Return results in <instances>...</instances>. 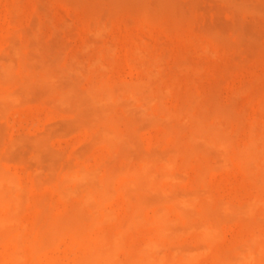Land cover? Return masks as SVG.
Returning a JSON list of instances; mask_svg holds the SVG:
<instances>
[{
	"label": "rangeland",
	"instance_id": "374dc122",
	"mask_svg": "<svg viewBox=\"0 0 264 264\" xmlns=\"http://www.w3.org/2000/svg\"><path fill=\"white\" fill-rule=\"evenodd\" d=\"M0 67V173L17 200L0 264H75L120 229L116 257L131 264L164 206L159 252L180 264L264 247V172L239 156L264 144V0H0ZM200 127L222 144L194 138ZM144 163L165 192L132 183ZM263 249L245 263L264 264Z\"/></svg>",
	"mask_w": 264,
	"mask_h": 264
},
{
	"label": "bare ground",
	"instance_id": "6f19581e",
	"mask_svg": "<svg viewBox=\"0 0 264 264\" xmlns=\"http://www.w3.org/2000/svg\"><path fill=\"white\" fill-rule=\"evenodd\" d=\"M145 49V48H144ZM143 49V50H144ZM142 50V49H141ZM141 50H139V52H141ZM142 50V51H143ZM135 52V54H136V52L137 51H134ZM139 52H137V53H139ZM133 53V52H132ZM113 56V55H112ZM141 57V56H140ZM145 57V56H144ZM143 56L141 57V59L143 58V59H145ZM113 57H111L110 59L111 60H113L112 59ZM130 59V58H129ZM134 59V58H133ZM132 59V60H133ZM140 59V58H139ZM142 59V60H143ZM131 60V59H130ZM136 60V59H135ZM138 60V59H137ZM136 60V61H137ZM134 61V60H133ZM145 61V60H144ZM97 62H95V64H96ZM99 63V62H98ZM129 63V62H128ZM138 63V62H137ZM137 63H136V65H137ZM145 63V62H144ZM100 64V63H99ZM143 64V63H142ZM2 65V64H1ZM141 65V64H140ZM151 65V64H150ZM154 65V64H153ZM133 66H135V65H133ZM147 66V65H146ZM152 66V65H151ZM2 67L4 68V66L2 65ZM1 68V67H0ZM143 68H144V66H143ZM156 68V67H155ZM143 71H145V70H143ZM10 72V71H9ZM145 73H147V72H145ZM7 74H8V72H7ZM6 75V74H5ZM9 76V75H8ZM7 76V77H8ZM48 76V75H47ZM52 77V76H51ZM1 78H2V76H1ZM9 78V77H8ZM49 78V77H48ZM3 79V78H2ZM51 79V78H50ZM2 81V80H1ZM13 81V80H12ZM142 81V80H141ZM8 82H9V80H8ZM3 83V82H2ZM132 83V82H131ZM102 84V83H101ZM132 84H134V83H132ZM145 84V83H144ZM114 86L116 85V84H113ZM135 85V84H134ZM104 86H106V85H104ZM113 86V87H114ZM117 86H119V84H117L116 85V88H117ZM126 86V85H125ZM124 86V87H125ZM145 86V85H144ZM94 87V86H93ZM111 87V86H110ZM134 87H136L137 88V86H133V87H131V85L130 86H126V88H124L125 90H126V93L127 92H129V93H131V94H134L135 92H136V90H140V91H144V90H141V88H140V86H138V89H136V88H134ZM97 88H99V87H97ZM115 88V87H114ZM120 88V87H119ZM140 88V89H139ZM94 89V88H93ZM102 89V88H101ZM82 91H84V89L82 90ZM82 91H81V94H82ZM95 91V90H94ZM97 91H98V89H97ZM147 91V90H146ZM14 92V91H13ZM18 92V91H17ZM100 92V91H99ZM123 92H125V91H123ZM8 93H10V92H8ZM120 93V92H119ZM119 93H118V96H119ZM146 93V92H145ZM11 94H12V91H11ZM85 94H86V92H85ZM6 95V94H5ZM19 95V94H18ZM83 95V94H82ZM89 95H91V94H89ZM139 94H138V92H136V96H138ZM8 96V95H7ZM101 98H104V99H107V98H111L112 96H113V91L110 89V88H104V90H102V92H101ZM135 96V95H134ZM3 97V96H2ZM91 97V96H90ZM114 97V96H113ZM112 97V98H113ZM130 98V97H129ZM3 99V98H2ZM120 99V98H119ZM124 99V98H123ZM126 100V99H125ZM130 100V99H129ZM102 101V100H101ZM106 102H107V100H106ZM91 103V102H90ZM93 104V103H92ZM95 104V103H94ZM111 104V103H110ZM101 107V106H100ZM110 107V106H109ZM140 107V106H139ZM104 108V107H103ZM148 109V108H147ZM165 110V109H164ZM202 120V119H201ZM204 121V120H203ZM218 124V123H217ZM202 127H204V126H202ZM215 127V126H214ZM201 128V127H200ZM111 129V128H110ZM213 129V128H212ZM113 130L114 129H112V132H113ZM214 130V129H213ZM198 131V132H197ZM197 131H196V133H195V136H197V137H194V138H202V139H205V141L206 142H208V143H210V144H222V142H223V140L222 139H220V137L218 138L217 137V135H216V137H215V135H213V132H212V130L209 128H201V130L199 131V129H197ZM252 131V130H251ZM114 133H115V131H114ZM113 133V134H114ZM220 133V132H219ZM255 133V132H254ZM111 135V134H109V133H107L106 135H105V137H106V139H108V140H114V139H117V135H121V133L120 134H116L115 133V135ZM104 135V134H103ZM255 135V134H254ZM220 136V135H219ZM261 138H262V136H261ZM260 138V139H261ZM250 139V138H249ZM260 139H258V138H254V137H252V139L248 142V143H246V145L243 147V148H241V152L239 153L240 155V157L244 160V162L246 161L247 163H246V165H248L249 166V168L251 169V168H253L254 170H257V168L258 169H260L261 171H262V173L264 172V153H263V150H264V146H262V145H264V144H262V142H260L261 140ZM259 140V141H258ZM205 142V143H206ZM228 142V141H227ZM262 144H260V143ZM208 143H207V145H208ZM112 145H115V144H112ZM118 145H119V143H118ZM111 146V145H110ZM228 147V146H227ZM228 151V150H227ZM143 160V159H142ZM145 161V160H144ZM170 164V163H169ZM247 166V167H248ZM80 169H81V167H80ZM84 169V168H83ZM95 169V168H94ZM152 169V168H151ZM150 169V167H149V164L148 163H144L143 165H141L140 167H138L137 169H136V175H137V178H136V180L134 179V181L132 182V181H130V182H132L133 184L134 183H136V184H138V186L140 185V186H144V187H148V188H159L160 186H161V183L159 182V178L158 177H156L155 175L156 174H154L155 172L153 171V170H151ZM76 170V169H75ZM82 170V169H81ZM70 171V170H69ZM93 170H91V172H92ZM97 171V170H96ZM133 172V171H132ZM154 172V173H153ZM249 172V171H248ZM247 172V173H248ZM90 173V172H89ZM94 173V172H93ZM97 173H98V171H97ZM158 173V172H157ZM254 173V172H253ZM73 174H74V171H73ZM72 174V175H73ZM92 174V173H91ZM96 174V173H95ZM94 174V175H95ZM67 175V174H66ZM134 175V174H133ZM68 176V175H67ZM89 176V174L88 173H82V172H78V169H77V172L73 175V179H79V178H82V177H88ZM96 176V175H95ZM256 176V175H255ZM260 176V175H259ZM12 177V176H11ZM63 177H65V176H63ZM128 177H129V175H128ZM69 178V177H68ZM68 178H64L66 181L68 180ZM260 178V177H259ZM258 178V179H259ZM14 179V178H13ZM64 179H63V181H64ZM72 179V180H73ZM91 179V178H90ZM126 180V179H125ZM62 181V180H61ZM126 181H128V180H126ZM69 182H70V180H69ZM72 182H76L75 180L74 181H72ZM130 182L128 183V184H126V185H129L130 184ZM12 183H13V181H12V179H10L9 177H7V175H3L2 173H0V204H1V206H5V207H7L8 208V212L7 213H4V214H0V230H2V228L4 229L5 227H8L10 224H12L13 223V221H14V219H15V209H16V206H17V200H15V199H12L13 197H11L10 195H9V192H11L9 189H11V185H12ZM61 184V182H58V185L60 186V184ZM88 183H89V181H88ZM63 185L65 184L64 182L62 183ZM97 184V183H96ZM99 186V185H98ZM130 187H131V185H129ZM134 186V185H133ZM101 187H102V185H101ZM143 187V188H144ZM70 188V187H69ZM68 187L66 188V189H69ZM73 188V187H72ZM75 188V187H74ZM106 188V187H105ZM125 188V187H124ZM133 188V187H132ZM142 188V189H143ZM60 190H62L63 189V191L65 190L64 188H59ZM96 189H97V187H96ZM160 189V188H159ZM158 189V190H159ZM18 190V189H17ZM73 190V189H72ZM86 190V189H85ZM156 190V189H155ZM160 190H162V191H164V190H166V189H164V188H162V189H160ZM58 191V190H57ZM76 191V190H75ZM74 191V192H75ZM152 191V190H151ZM19 192V191H18ZM61 192V191H60ZM165 192V191H164ZM168 192V191H167ZM62 193V192H61ZM80 193V192H79ZM95 193H97V194H99V195H102V196H104L106 193H105V190L103 189V190H101V191H99V190H92V189H90L88 192H87V194H86V198H89V197H91V196H93L94 197V194ZM60 194V193H59ZM70 194V193H69ZM18 195H22V194H20V193H18ZM164 195V194H163ZM167 195V194H166ZM18 197V196H17ZM191 197H193V196H191ZM101 198V197H100ZM180 198V197H179ZM198 198V197H197ZM23 199V198H22ZM255 199V198H254ZM263 199V198H262ZM258 200V199H257ZM191 199H189V198H181V199H177L176 201H175V203H174V205L176 206V207H178V206H184V207H187V206H189V205H191ZM255 202V201H254ZM258 202H260V201H258ZM257 202V203H258ZM18 203H19V201H18ZM246 203V202H245ZM262 203H263V201H262ZM84 204H85V202H84ZM104 204V203H103ZM254 204L255 203H251L248 207V209H250L252 206H254ZM127 205V204H126ZM228 205V204H227ZM232 205V204H231ZM238 205V204H237ZM244 205V204H243ZM256 205V204H255ZM96 206V205H95ZM234 206H236V205H234ZM239 206V205H238ZM242 206V205H241ZM245 206H246V204H245ZM80 207H82V206H80ZM93 207V206H92ZM237 207V206H236ZM230 208V207H229ZM103 209V208H102ZM159 209V208H158ZM157 209V210H158ZM80 210V209H79ZM95 210H97V209H95ZM230 210H231V208H230ZM250 210H252V209H250ZM249 210V211H250ZM115 211V210H114ZM185 211V210H184ZM183 211V212H184ZM98 212V211H97ZM105 212V211H104ZM108 212H110L111 213V211L110 210H108ZM230 212V211H229ZM240 212V211H239ZM95 213V212H94ZM139 213V212H138ZM237 213V212H236ZM242 213V212H241ZM246 213V212H245ZM81 214V213H80ZM89 214V213H88ZM96 214V213H95ZM105 214V213H104ZM108 214V213H107ZM135 214H137V212H135ZM113 215V217H110L112 220L114 219V214L112 213L111 214V216ZM96 216V215H95ZM105 216H107L106 214H105ZM108 216H110V215H108ZM134 216V215H133ZM141 216V214L139 213L138 215H135V218H136V220L137 221H142V217H140ZM186 216V215H185ZM198 216V215H197ZM94 218V217H93ZM97 218V217H96ZM102 218H104V217H102ZM87 219V218H86ZM88 219H92V218H90V217H88ZM87 219V220H88ZM95 219V218H94ZM108 219V218H107ZM111 219L109 220V221H111ZM104 220H106V219H104ZM103 220V221H104ZM115 220V219H114ZM113 220V221H114ZM135 220V221H136ZM169 220H170V218H169ZM94 221V220H93ZM101 221V220H100ZM108 221V220H107ZM146 221V220H145ZM145 221H143V225H144V222ZM149 222L151 221V220H148ZM95 222V221H94ZM105 222V221H104ZM21 223V222H20ZM100 223H102V221L100 222ZM168 214H167V209H166V207L164 206V207H162L161 209H159L157 212H156V214H155V217H154V219H153V222H152V226H153V228H154V231H155V234L153 235V236H151L150 238H148L147 240H146V242H145V244H144V247L141 249V248H139L138 250V252H137V257H133L132 259H131V264H180V263H178V261L175 259V258H173V257H167V256H165V255H162L160 252H159V247L164 243V241H165V236H166V231H168L167 229H168ZM146 224V223H145ZM149 224H151V223H149ZM97 225V224H96ZM53 227V226H52ZM121 227V226H120ZM128 227V226H127ZM218 227V226H217ZM17 228V227H16ZM15 228V229H16ZM202 230H203V235H204V237L205 238H213L215 235H216V232H217V228H216V226H215V224H213V223H210V222H208V223H205L203 226H202ZM18 229V228H17ZM125 229V228H124ZM24 230V229H23ZM52 230H54V229H52ZM128 230V229H127ZM199 230H201V229H199ZM12 231V230H11ZM10 231V232H11ZM119 231V230H118ZM120 231H121V229H120ZM119 231V232H120ZM123 231V230H122ZM113 233V235L110 237V238H108V239H106L104 236L101 238V240L103 239L104 241H102L98 246H96V247H94V248H91V249H89L88 251H87V253L79 260V261H77L75 264H124L122 261H119L118 259H120V258H118L117 259V257H116V255H117V253H118V249H120V248H117V245H118V242H119V238L121 237L122 238V234H123V232L121 233V236H120V233ZM172 232V231H171ZM47 233V232H46ZM51 233V232H50ZM49 234V233H48ZM20 236H21V233L19 234ZM261 235V234H260ZM19 237V236H18ZM48 237V236H47ZM258 237V236H257ZM6 238V237H5ZM260 238H262V237H260ZM21 239V241H22V238H20ZM99 239V238H98ZM98 239H97V241H98ZM216 238H214V240H215ZM15 240V239H14ZM96 240V239H95ZM122 240V239H121ZM120 240V241H121ZM18 241V240H17ZM16 241V242H17ZM21 241H18V242H20L21 243ZM25 241V240H24ZM256 241H258V240H256ZM256 241H255V244L254 245H252V247L248 250V251H244V252H242V254L241 255H238V259H239V261H240V263H244V264H246L248 261H250V260H252V259H254L255 257H256V253L258 252V251H260V250H262V248H264L263 246H261L259 243H256ZM247 242V241H246ZM98 243V242H97ZM120 245H121V243H119ZM253 244V243H252ZM17 245V244H16ZM16 245H15V247H16ZM22 245V244H21ZM142 245H143V243H142ZM14 247V246H13ZM19 247V246H18ZM120 247V246H119ZM162 247V246H161ZM165 247V246H164ZM20 249L22 248V247H19ZM26 248V247H25ZM46 248V247H45ZM116 248H117V250H116ZM238 248H239V245H238ZM15 249V248H14ZM13 249V250H14ZM20 249H18V250H20ZM173 249V248H172ZM242 249V248H241ZM17 249H15V251H16ZM27 250V249H26ZM161 250V249H160ZM177 250V249H176ZM234 250V249H233ZM264 250V249H263ZM15 251H13L12 253H15ZM28 251V250H27ZM174 251V250H173ZM12 253H10V255H12ZM18 253V252H17ZM16 253V256L18 255V256H23L24 257V255H22V254H17ZM23 253V252H22ZM179 253V252H178ZM177 253V254H178ZM239 253V252H238ZM237 253V254H238ZM126 254V253H125ZM185 254H187V253H185ZM236 254V255H237ZM240 254V253H239ZM263 254V253H262ZM15 256V255H14ZM13 256V257H14ZM33 256V255H32ZM172 256V255H171ZM239 256H240V258H239ZM10 257H12V256H10ZM12 257V258H13ZM235 257V256H234ZM16 260L18 259V258H20V257H18V258H16V257H14ZM237 258V257H236ZM14 259V261H16ZM20 259H22V260H24L22 257L20 258ZM19 260V259H18ZM229 260V259H228ZM19 262V261H18ZM21 262V261H20ZM130 262V261H129ZM189 262V261H188ZM246 262V263H245ZM61 263V262H60ZM222 263H224V262H222ZM239 263V264H240ZM249 263V262H248ZM255 263V262H254ZM260 263V262H259ZM28 264V263H27ZM61 264H63V263H61ZM186 264V263H185Z\"/></svg>",
	"mask_w": 264,
	"mask_h": 264
}]
</instances>
